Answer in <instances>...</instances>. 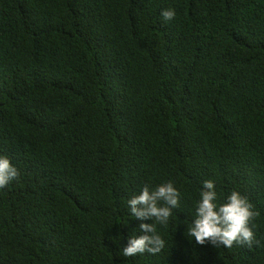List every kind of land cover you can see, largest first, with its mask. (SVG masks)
Here are the masks:
<instances>
[{
    "label": "trees",
    "instance_id": "obj_1",
    "mask_svg": "<svg viewBox=\"0 0 264 264\" xmlns=\"http://www.w3.org/2000/svg\"><path fill=\"white\" fill-rule=\"evenodd\" d=\"M0 156V264H264V0H0ZM209 179L259 212L251 247L188 236ZM168 181L165 247L123 257Z\"/></svg>",
    "mask_w": 264,
    "mask_h": 264
},
{
    "label": "clouds",
    "instance_id": "obj_2",
    "mask_svg": "<svg viewBox=\"0 0 264 264\" xmlns=\"http://www.w3.org/2000/svg\"><path fill=\"white\" fill-rule=\"evenodd\" d=\"M165 21L175 18L174 9H165L161 13ZM117 99L133 97L125 88L115 90ZM18 170L7 157L0 156V188L6 187L18 178ZM180 192L171 181L161 184L154 190L147 185L140 194L128 201L130 214L138 220H151L152 223H141L139 236H130L126 247H122L125 258L135 257L145 252L155 255L165 247V240L157 234V224L167 225L173 209L179 206ZM215 183L211 179L202 182L200 199L196 204L195 218L187 227L188 236L194 238L198 245L210 242L215 247L231 248L234 244L251 247L256 243L253 228L259 212L240 192L233 190L225 202L218 203Z\"/></svg>",
    "mask_w": 264,
    "mask_h": 264
}]
</instances>
